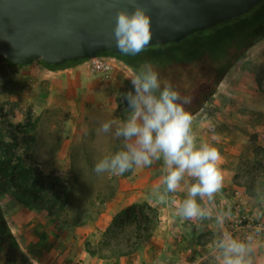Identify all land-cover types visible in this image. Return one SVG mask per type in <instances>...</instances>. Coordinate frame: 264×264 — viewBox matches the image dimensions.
I'll list each match as a JSON object with an SVG mask.
<instances>
[{"label": "crops", "instance_id": "crops-1", "mask_svg": "<svg viewBox=\"0 0 264 264\" xmlns=\"http://www.w3.org/2000/svg\"><path fill=\"white\" fill-rule=\"evenodd\" d=\"M110 64L106 73L93 71L90 59L59 68H49L39 60L20 65L19 76H24L20 82L26 88L21 99L25 98L26 104H15L16 113L11 121H21L18 111L26 107L34 112L35 128L43 124L41 119L51 126L47 130L52 133L50 139L40 136L26 149V153L37 158L43 171L62 173L74 170V157L78 155L81 139L77 130L79 117L88 108L103 104V112L108 113L106 118L109 121H122L116 114L118 98L131 90L133 71L114 56H111ZM243 80L244 76L239 77L231 67L213 96L231 93L235 97L238 92L234 90L242 86ZM252 92L243 90L245 96L241 102H236L238 99L232 101L233 97L230 98L231 104L210 102L192 115L197 143L215 146L222 157L223 187L212 202L211 218L190 220L176 214L178 202L187 195L185 182L175 193H168L163 200L160 199L164 195L163 186L157 191L164 174L162 160L153 161L149 166L134 167L123 175L115 174L114 178L109 175L108 179H113L110 196L80 224L56 223L55 215L43 208L27 206L14 196L10 199L0 195V208L7 226L28 264H184L186 256L197 258L200 264H217L216 258L207 259L205 253L219 234L227 230L234 237L244 239L240 228L236 227L238 217H257L258 212L264 214V192L251 195L246 185L234 179L247 129L254 125L258 114L264 116V103H254L247 97V93ZM2 95L16 97L7 90ZM61 112L66 113V117H56L55 114ZM240 113H245V117L242 118ZM58 125L62 126L59 130ZM117 141L118 146L115 139L110 149L113 154L123 145L122 139ZM188 182H192L190 178ZM134 203H147L156 211L153 227L138 245H134V223L124 226L114 223L116 215ZM220 212L229 213L223 225L216 222V215ZM259 217L264 218V215ZM253 249L254 260L264 256V240L255 239Z\"/></svg>", "mask_w": 264, "mask_h": 264}, {"label": "clouds", "instance_id": "clouds-1", "mask_svg": "<svg viewBox=\"0 0 264 264\" xmlns=\"http://www.w3.org/2000/svg\"><path fill=\"white\" fill-rule=\"evenodd\" d=\"M113 37L121 52L141 53L152 39L151 17L146 9L136 4L131 11H117ZM130 84L131 90L121 94L127 104V117L119 123L106 121L100 128L109 133L115 125L113 135L122 139L123 145L115 154L99 160L94 171L122 175L134 167L162 160L164 174L157 191L163 186L164 195L160 199L175 193L185 182L187 195L178 202L176 214L190 220L211 218L212 202L223 187L222 157L215 146L197 143L193 116L184 107L190 99L181 97L170 82H163L162 86L158 71L149 62L133 72ZM228 215L217 214V224L223 225ZM260 215L264 214L258 212L257 217ZM259 231L258 227L256 232ZM253 242L254 235L240 239L224 230L215 241L217 264H264V256L253 259Z\"/></svg>", "mask_w": 264, "mask_h": 264}, {"label": "rangeland", "instance_id": "rangeland-1", "mask_svg": "<svg viewBox=\"0 0 264 264\" xmlns=\"http://www.w3.org/2000/svg\"><path fill=\"white\" fill-rule=\"evenodd\" d=\"M6 60L4 56L0 55V155L4 153V150L9 148L7 152L12 154L11 164L16 163L20 158L25 167L32 166L45 175L52 174L54 177L58 178V182L62 181L64 183L65 193L61 195L62 190L59 189L58 192L61 196L58 199H56L54 190L47 191L52 199L58 200L55 207L56 210L54 208L56 212V223L62 221L63 223L73 225L78 212H80L82 219L92 216L100 207L99 204L110 196L113 179H108V176L111 175V178L115 176L114 173L109 174L103 172L98 174L94 171L95 165L99 160L106 156L113 155V151H110V149H112L115 139V145L118 146V139L113 135L115 129H112L109 133L100 131L102 123L109 121V119L106 118L108 113L105 114L103 112L102 104L101 107L98 108L90 110L88 108L87 111L82 113V116L79 117L80 124L77 126V130L78 136H80L81 139L78 143V155L74 157V170L71 171L70 169L62 173L43 171L39 166L40 162L37 158L32 156V154L26 153V149H29V145L34 144L36 139L40 136L50 139L52 133L47 132V130H49L51 126L46 125V122L41 119L43 124L35 128L34 124L36 121L34 122L33 120L34 112L31 108L26 110V107L18 111L21 121H11L16 113L15 104H26V99H21L23 96L22 93L26 91V88H24L22 82H20L24 77L19 76L20 65L12 62L6 63ZM232 68L239 74V77L242 75L244 76L242 86L237 91L234 90L238 92V94H236L235 97L233 96L234 94L231 93L227 95L225 93L212 95L208 104L210 102H212V104H231L235 99L239 100L236 102H241L242 98L245 96L242 91L248 89L253 92L250 94L247 93V97L254 100V103H264V40L247 48L239 59L234 62ZM257 75L261 77V87L257 84ZM239 81L241 82V80ZM6 90L16 95V97L13 96L14 98H11L3 96L2 92ZM121 98L123 100L122 96ZM230 98H232V101ZM6 105H8L7 109L4 108ZM106 110L108 112V109ZM27 115L31 118V122H33V128L26 131L27 128L25 126L23 132H18L15 129V125L25 123ZM55 115L56 117H66V113L63 112L56 113ZM239 115L242 118L245 117V113H240ZM57 128L59 130L62 126L58 125ZM56 134L57 132L55 135ZM1 142L8 144V148ZM234 179L237 183L250 186L255 192V194L251 195L258 196L264 192V116L261 114H258L254 119V125L247 129L245 142L240 149L236 164ZM2 187H6V190H3ZM21 188L20 186L12 184L10 179L3 176L0 172V195L11 199L15 193H18L26 200V185ZM27 200L34 203L30 197H27ZM60 205L63 206L62 209H59L58 206ZM146 214L152 219L150 223L146 224L150 231L155 221L152 212L146 211ZM251 217L254 219H264L263 217L258 218L251 215L238 217L236 227L238 229L240 228L242 234H244L243 228L245 222ZM250 222L252 223L251 220ZM145 234L146 233H141L142 236Z\"/></svg>", "mask_w": 264, "mask_h": 264}, {"label": "trees", "instance_id": "trees-1", "mask_svg": "<svg viewBox=\"0 0 264 264\" xmlns=\"http://www.w3.org/2000/svg\"><path fill=\"white\" fill-rule=\"evenodd\" d=\"M262 38H264V0L247 13L194 32L178 42L153 44L145 47L141 53L136 55L104 51L98 53L97 56H114L133 72L145 62L153 64L160 75L162 86L163 82H170L181 97L190 99L191 102L184 107L191 115H194L208 104L218 84L234 62L247 48ZM85 59L87 58L66 61L59 65L39 61L49 68H59ZM256 81L261 87L260 75H257ZM116 114L121 120H124L129 114L127 104L122 98H118ZM25 126L26 131L33 127L29 115L26 116V122L15 125V129L18 132H23ZM1 143L8 148V144ZM8 149L0 155V172L3 176L8 177L12 184L20 186V188L26 185V200L18 193H15L14 197L27 206L43 208L49 214L55 215L58 201L56 199L65 193L64 183L58 182V178L52 174L45 175L32 166L25 167L20 158L16 163L11 164L12 154L7 152ZM5 188L2 187L3 190H6ZM59 189L62 190L61 195H59ZM48 190L55 191L56 199H52ZM246 190L250 194H255L248 185H246ZM27 197H30L34 203L28 201ZM58 207L62 209L63 206ZM146 211L152 212L155 221L156 211L147 203L131 204L121 210L114 219L117 226H124L128 223L135 224L134 245L141 243L150 232L146 224L150 223L152 219L146 214ZM83 221L80 212H78L74 223L80 224ZM141 233L146 234L142 236ZM0 264H28L25 254L19 248L7 226L1 208Z\"/></svg>", "mask_w": 264, "mask_h": 264}, {"label": "water", "instance_id": "water-1", "mask_svg": "<svg viewBox=\"0 0 264 264\" xmlns=\"http://www.w3.org/2000/svg\"><path fill=\"white\" fill-rule=\"evenodd\" d=\"M262 0H0V55L25 65L63 64L115 46L117 11L138 4L151 17L147 46L186 36L247 13ZM146 46V47H147Z\"/></svg>", "mask_w": 264, "mask_h": 264}, {"label": "built area", "instance_id": "built-area-1", "mask_svg": "<svg viewBox=\"0 0 264 264\" xmlns=\"http://www.w3.org/2000/svg\"><path fill=\"white\" fill-rule=\"evenodd\" d=\"M110 58L111 55H100L96 56L92 59H90V66L91 69L95 72L98 73H106L109 68H110ZM10 61L6 60V63ZM5 109L8 108V105L4 107ZM248 221L245 222L244 225V234L243 237L246 238L249 235H254V240L255 239H263L264 240V219H254V218H249L247 219ZM252 221V223L250 222ZM260 228L259 233L256 232L257 228ZM181 241V240H180ZM205 256L207 259H213L216 258L217 256V251L215 248V243L208 246L207 253H205ZM184 264H200L197 258H189V256H186L184 259Z\"/></svg>", "mask_w": 264, "mask_h": 264}]
</instances>
